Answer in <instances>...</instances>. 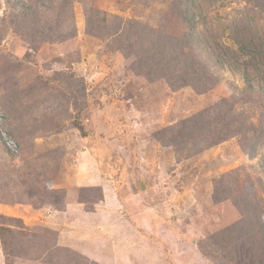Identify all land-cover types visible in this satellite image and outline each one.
I'll list each match as a JSON object with an SVG mask.
<instances>
[{
	"label": "rangeland",
	"instance_id": "rangeland-1",
	"mask_svg": "<svg viewBox=\"0 0 264 264\" xmlns=\"http://www.w3.org/2000/svg\"><path fill=\"white\" fill-rule=\"evenodd\" d=\"M185 4L0 0L11 264H264V0Z\"/></svg>",
	"mask_w": 264,
	"mask_h": 264
},
{
	"label": "trees",
	"instance_id": "trees-1",
	"mask_svg": "<svg viewBox=\"0 0 264 264\" xmlns=\"http://www.w3.org/2000/svg\"><path fill=\"white\" fill-rule=\"evenodd\" d=\"M184 2L189 5V0H184ZM192 6L195 7L194 5H192ZM185 11H186L185 22L187 24H189L190 28H193L192 13H190L186 7H185ZM185 40H188V39L186 38ZM192 45H193V43H192ZM189 51H191V49ZM191 78L192 79H190V80L194 81L193 75H192ZM182 80L184 82L181 83V84H183L185 86L191 85L190 83H188V82H191V81H185L184 79H182ZM76 128L80 132H82V130H83L81 127H77L76 126ZM0 136H2V135H0ZM0 139L3 141V144L6 147V140L1 138V137H0ZM59 194L60 193L52 192L50 194V197L53 199V201H50V202L49 201H47V202L44 201V202L48 203V204H50L52 206H55V207L58 206V204H60V202L58 203V201H59L58 195ZM80 201L82 203H84L83 199H81V198H80ZM61 204H62V198H61ZM17 235H18V237H20V235L18 233L15 235V232L13 230H11L10 228L5 227V226L0 224V244H1V248H2V251H3V255H4V258H5V263L6 264H11V260L14 258V250H13V248L14 247L18 248L17 246H15L16 245V240H17ZM50 252H51L50 249L45 248L42 253L46 254V255H49ZM59 253H60V251H59ZM62 253H63L64 256L67 257V259H69V262H71L72 261L71 258H73L74 259L73 260L74 264H96V263H93V262L86 261L84 259L80 260V259L76 258V256H74L70 251H67V250H65V251L63 250ZM250 253H251V249H247L245 252L242 251V249H240V250L237 251L236 257H237V259H240V258L244 257V258L249 260L251 258V254Z\"/></svg>",
	"mask_w": 264,
	"mask_h": 264
}]
</instances>
